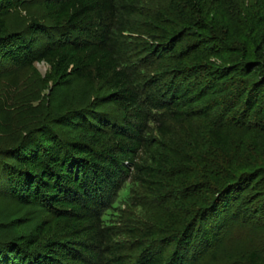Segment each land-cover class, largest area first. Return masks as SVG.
Segmentation results:
<instances>
[{"label":"trees","instance_id":"16d2710c","mask_svg":"<svg viewBox=\"0 0 264 264\" xmlns=\"http://www.w3.org/2000/svg\"><path fill=\"white\" fill-rule=\"evenodd\" d=\"M21 1L0 3V84L8 67L43 63L58 87L99 84L103 95L68 114L64 99L59 116L46 108L30 122L0 93V177L10 199L43 210L24 246L1 249L14 255L2 264H209L242 197L261 195L264 212V0L249 35L228 39L213 14L234 0H211L207 12L193 0H42L49 23L12 33L6 17ZM39 36L47 43L35 53ZM194 120L216 122L212 143L225 154L203 187L179 168L190 161L174 140ZM239 123L258 141L234 159ZM73 126L81 139L59 132ZM167 177L199 192L177 234L162 233L167 223L121 228L122 193L123 203L134 187L160 197ZM242 258L264 264L257 253Z\"/></svg>","mask_w":264,"mask_h":264},{"label":"rangeland","instance_id":"374dc122","mask_svg":"<svg viewBox=\"0 0 264 264\" xmlns=\"http://www.w3.org/2000/svg\"><path fill=\"white\" fill-rule=\"evenodd\" d=\"M212 2L211 0H193L194 5L202 12L212 10L209 8L211 4L213 5ZM258 15L257 0H234L223 11L216 15L213 14L215 24L223 28L226 38L228 34L237 38L239 34L249 35L248 25L251 28L252 22ZM45 19L46 13L42 0H22L21 5L6 17L9 31L12 33L25 32L33 23H49ZM46 43L47 40L39 36L33 48L34 52H39ZM10 68L8 67V71L4 70L5 72L2 70L3 80L0 84V93L6 98L8 107L18 112L17 115H20L22 121L38 120L43 115L41 112L46 108H52L54 111L52 118L59 116L60 111L57 107L58 105L60 107L64 99L63 112L68 114L74 109L84 108L85 102L94 100L97 95H103L99 84L92 87L72 82L68 88L58 87L55 81L50 79V68L43 63H36L34 70L19 71ZM16 100L22 102L24 108ZM101 109L103 112L118 117L111 106H104ZM215 125H217L216 122L205 123L201 120H194L176 129L174 140L182 149V152L180 151L182 157L190 161L189 165L182 163L179 168L190 173L193 178L190 181L191 186L196 184L200 187L206 186L210 183L212 174L225 169V154L220 148L216 149L212 143V132ZM241 125L239 123L233 132L234 147L231 155L234 159L240 150L245 151L246 147L251 148V143L258 141L255 132H246L245 127ZM59 132L66 138L81 139L82 136L79 127L76 126L63 128ZM166 185V190L160 197L155 196L145 187H134L127 203L122 202L124 198V193H122L119 201L124 219L119 226L121 228L124 225L148 226L153 229L167 223L168 228L162 233L177 234L182 226L181 223L187 217V214L184 215L186 209L189 208L187 197L191 198L199 192L194 189L195 187L182 190L168 177ZM196 198L199 197L196 196ZM177 200H180L179 204L175 203L178 202ZM260 202H262V196L259 194L255 197L246 194L241 198L233 210V214L237 215L238 219L231 221L227 233L213 253L209 264H247L243 261L242 255L247 256L251 253H257L261 261L262 258L264 259V212L257 208ZM42 214L43 210L40 208L22 207L10 199L5 173L0 177V264L5 259H14L13 254H5L6 251L1 252V249L8 250L16 246H24V238L32 236L33 229L39 223ZM121 238H124V235Z\"/></svg>","mask_w":264,"mask_h":264}]
</instances>
